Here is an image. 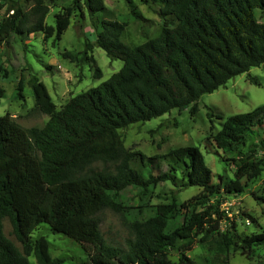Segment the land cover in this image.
Segmentation results:
<instances>
[{"label": "trees", "instance_id": "trees-1", "mask_svg": "<svg viewBox=\"0 0 264 264\" xmlns=\"http://www.w3.org/2000/svg\"><path fill=\"white\" fill-rule=\"evenodd\" d=\"M26 1L32 3L28 10L9 0L0 19V82L11 73L1 49L12 35L22 39L40 32L58 41L73 10L88 13L95 46L122 61V67L58 110L43 82L31 75L32 110L48 116L42 128L25 129L9 114L0 116V264H30V256L36 264H63L64 258L51 256L45 237L31 239L39 225L79 244L86 256L80 264H197L183 251L177 261L169 258L178 240L189 244L197 236L204 264H229L231 250L249 254L262 243L263 233L241 237L234 223L224 231L220 223L226 220L221 210L226 196L249 193L264 203V187L259 195L251 189L264 171V105L226 118L210 109L209 117L219 120L220 128L209 134L208 144L233 167L232 179L218 176L216 183L198 148L180 147L158 157L168 169L154 174L145 155L124 146L119 130L189 105L192 115L203 94L264 64V21L255 17V10L264 16V0H143L157 7L162 27L158 36L133 47L122 41L130 21L105 18L103 0H74L73 7L55 14L53 26L45 23L49 7L44 0ZM125 1L132 19H138L136 5ZM89 61L100 78L94 58ZM24 85L21 78L13 99L24 101ZM3 94L0 85V100ZM228 151L235 155L225 156ZM136 155L142 171L132 166ZM162 182L200 191L180 205L173 200L123 207L115 201L127 186L146 196ZM105 209L125 220L123 247L108 244L101 235L97 215ZM4 219L21 250L4 235Z\"/></svg>", "mask_w": 264, "mask_h": 264}, {"label": "rangeland", "instance_id": "rangeland-1", "mask_svg": "<svg viewBox=\"0 0 264 264\" xmlns=\"http://www.w3.org/2000/svg\"><path fill=\"white\" fill-rule=\"evenodd\" d=\"M8 1L0 0V5H3L0 9V19L7 13ZM14 1L18 2L24 10H28L32 5L31 1ZM73 1L44 0L49 7L45 23L53 26L55 14L63 8L73 7ZM132 1L140 12V17L136 20L132 19L125 0H103L106 7V14L103 15L105 18L118 19L122 22L130 21L123 32L122 41L131 47L143 43L146 39L155 38L162 27V20L156 14V6L145 5L143 0ZM255 17L260 22L264 21V16L258 10H255ZM95 39V29L88 13L84 11L81 16L77 10H73L70 24L58 41L53 37L44 39L40 32L22 39L12 35L1 49L5 67L11 73L9 80L0 82L4 90L0 100V116L9 114L25 129L42 128L45 125L48 116L32 110L34 100L31 89L27 85L31 75L43 82L58 110L72 96L97 87L118 72L122 67V61L108 58L102 49L95 46ZM86 43L93 46L91 50H87ZM89 57L94 58L96 66L100 69V78L94 77V68ZM21 78L25 81L23 102L12 97L16 84ZM250 78L255 79L256 84L251 83ZM261 105H264V64L235 76L210 94H203L196 103V112L192 115L189 105L181 110H171L150 121L120 129L119 133L124 146L129 151L145 155V162L152 166L154 174L168 169L166 162L158 157L180 147L198 148L204 157L205 165L212 172V182L216 183L218 176L224 180L232 179L233 167L214 155L208 144L209 134L215 133L220 128L219 120L209 117L210 109L214 114H221L226 118L233 114L250 112ZM224 155L233 157L235 154L228 151ZM132 166L139 171L143 170L138 155L134 156ZM177 183H180L179 178ZM263 187L264 171L252 184L251 189L259 195ZM199 191L197 187L181 188L169 182H162L151 193L143 196L133 186H127L115 196V201L123 207L169 204L173 200L180 205L190 200ZM221 210L226 217V220L220 223L221 231L234 223L236 233L241 237L257 233L264 235V203L254 200L249 193L226 196ZM97 216L100 220V232L103 239L110 245L123 247L128 238L125 220L107 209L99 212ZM2 225L4 235L21 250L9 220L4 219ZM39 237H45L48 240L52 257L65 259L63 264H80L86 259L79 244L64 235L51 233L46 225H39L32 231L33 241ZM199 238V236L193 237L189 244V240H178L169 249L170 260L177 261L179 252L183 251L197 264H204ZM243 253L245 252L240 249L231 250L229 264L264 263V240L258 246H253L251 253ZM28 259L30 264H36L33 256Z\"/></svg>", "mask_w": 264, "mask_h": 264}]
</instances>
